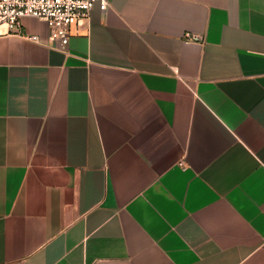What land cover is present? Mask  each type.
Returning <instances> with one entry per match:
<instances>
[{"label":"crops","instance_id":"1","mask_svg":"<svg viewBox=\"0 0 264 264\" xmlns=\"http://www.w3.org/2000/svg\"><path fill=\"white\" fill-rule=\"evenodd\" d=\"M105 1L0 36V264H264V0Z\"/></svg>","mask_w":264,"mask_h":264},{"label":"built area","instance_id":"2","mask_svg":"<svg viewBox=\"0 0 264 264\" xmlns=\"http://www.w3.org/2000/svg\"><path fill=\"white\" fill-rule=\"evenodd\" d=\"M96 5L104 11L107 3L105 0H0V36L38 43L36 36L21 32L22 19L31 17L46 23L51 45L64 48L71 29L87 20ZM192 40V37H187V41Z\"/></svg>","mask_w":264,"mask_h":264}]
</instances>
